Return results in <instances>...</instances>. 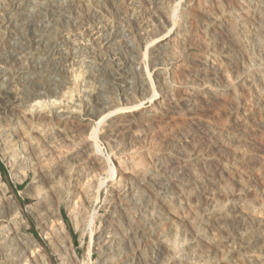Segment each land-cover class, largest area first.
<instances>
[{"label": "rangeland", "instance_id": "1", "mask_svg": "<svg viewBox=\"0 0 264 264\" xmlns=\"http://www.w3.org/2000/svg\"><path fill=\"white\" fill-rule=\"evenodd\" d=\"M38 36L66 76L49 74L52 97L36 75L18 85L49 60ZM14 57L0 64V92L23 94L13 115L0 106V264L31 261L26 238L47 264H264V0H0V62Z\"/></svg>", "mask_w": 264, "mask_h": 264}, {"label": "bare ground", "instance_id": "2", "mask_svg": "<svg viewBox=\"0 0 264 264\" xmlns=\"http://www.w3.org/2000/svg\"><path fill=\"white\" fill-rule=\"evenodd\" d=\"M53 1V0H52ZM97 1V0H96ZM258 1V0H257ZM88 2V1H87ZM46 3V2H45ZM50 3V2H49ZM169 4V3H168ZM28 5V4H27ZM152 5V4H151ZM21 6V5H20ZM50 6V5H49ZM129 6V5H128ZM154 6H155V4H154ZM252 6V5H251ZM26 7V6H25ZM127 7V6H126ZM17 9H18V7H17ZM46 9H47V7H46ZM118 9V8H117ZM19 10V9H18ZM28 10V9H27ZM115 9H113V11H114ZM117 11V10H116ZM130 11V10H129ZM134 12V11H133ZM118 12H116V14H117ZM26 14V13H25ZM196 14V13H195ZM19 15V14H18ZM27 15V14H26ZM15 16V15H14ZM20 17V16H19ZM30 18V17H29ZM168 18V17H167ZM141 19V18H140ZM204 19V18H203ZM26 20H28V19H26ZM139 20V19H138ZM145 20V19H144ZM144 20H142V22L144 23V25H146V22H144ZM162 20V19H161ZM160 20V21H161ZM214 20V19H213ZM15 19H14V17L13 16H11V17H9L8 18V20L5 22V28H6V30L8 31V32H11L13 29H14V23H15ZM257 22V21H256ZM203 24V23H202ZM146 27V26H145ZM205 27V26H204ZM196 29V28H195ZM139 30V29H138ZM98 33L99 32H96V33H94L93 34V36L95 37V40H99V37H96L97 35H98ZM9 35H12V34H10V33H8ZM8 35V36H9ZM92 35V34H91ZM213 36V35H212ZM38 37H41V36H38ZM92 37V36H91ZM114 37V36H113ZM8 38V37H7ZM215 38V37H214ZM94 39V38H93ZM106 39H108V37L106 38ZM111 39V38H110ZM140 39H142V38H140ZM249 39V38H248ZM197 40V39H196ZM109 42V41H108ZM107 42V43H108ZM252 42V41H251ZM3 43V42H2ZM110 44H112V43H110ZM174 44V43H173ZM253 44V43H252ZM3 45V44H2ZM8 45V44H7ZM223 46V45H222ZM7 47V46H6ZM29 47H30V49H31V52H34V54H43V55H45V54H47V55H49V54H53L54 53V45L53 44H50V42L48 43V42H43V39H42V37L41 38H39V39H37V40H35L34 42H31V45H29ZM168 47V46H167ZM13 49V48H12ZM18 49V48H17ZM16 49V50H17ZM158 50H154V52H157ZM8 53V52H7ZM13 53V52H12ZM19 53V52H18ZM255 53V52H254ZM11 54V53H10ZM20 57V56H19ZM17 58V57H16ZM38 58H40V55H39V57ZM43 58V57H42ZM50 58V55H49V57H48V59ZM2 59V58H1ZM37 59V58H36ZM44 59V58H43ZM50 59H52V58H50ZM48 60V62H46L43 66L42 65H32V66H30L29 67V69H27V70H25L23 73L21 72V73H19L18 74V76H17V80H18V85L20 86V87H24L25 85H26V79H27V75H26V73H30L31 75H36L35 76V81H36V83H35V85H37L38 86V88L39 89H41V90H44V91H48L49 92V94H47V95H49V96H54V95H56L57 94V92H54L55 90H54V87L51 85V82L49 81V79H48V76H50L49 74L51 73V74H58V84H60V86H63V84H66L67 82H66V76L65 75H63L62 73H65V72H60V71H58V69L56 68V66H55V62H54V64H50V63H52L53 61L52 60ZM18 60V59H17ZM17 60H15V57L13 58V59H11V60H9V61H6V62H3V61H1L0 62V64H4V65H6L7 63H11V62H13V63H15V61H17ZM47 60V59H46ZM55 60H57V59H55ZM38 61V60H37ZM191 61V60H190ZM248 61V60H247ZM39 62V61H38ZM68 62L70 63V65H75L76 64V62H75V60L73 59V58H70L69 60H68ZM250 62V61H249ZM170 64V63H169ZM159 65V64H158ZM228 65V64H227ZM61 66V65H60ZM76 66H77V64H76ZM84 66V65H83ZM226 66V65H225ZM67 69V68H66ZM66 69H64L63 68V71L64 70H66ZM74 69V68H73ZM174 69V68H173ZM241 70V69H240ZM157 71V70H156ZM43 72H45V74L43 73ZM70 72V71H69ZM160 72V71H159ZM231 74V73H230ZM33 77V76H32ZM79 77V76H78ZM52 78V77H51ZM34 79V78H33ZM45 79H47V80H45ZM133 79V78H132ZM187 79V78H186ZM70 80V79H69ZM130 80V79H129ZM128 80H126V81H120V80H117L116 81V83H115V85L117 86V90H118V92H120L121 94H123V95H125L126 97H128V96H130L131 95V93H129L131 90L130 89H132V87L130 86V83H131V80H130V82L128 81ZM176 81V80H175ZM174 81V82H175ZM84 82V81H83ZM88 82V81H87ZM204 82H206V81H204ZM204 82H202V83H204ZM209 82V81H208ZM140 83H141V81H140ZM54 85V84H53ZM141 85V84H140ZM70 86V85H69ZM142 86V85H141ZM26 87V86H25ZM14 86L13 85H11V84H9L8 85V87L3 91V92H0V106L2 107V109H3V111L5 112V114H12L13 115V113H16L17 111H16V108L18 109V107H20V105H21V97H23V94L22 95H20L21 94V92H18V91H14ZM36 88V87H35ZM34 88V89H35ZM57 87H55V89H56ZM60 88V87H59ZM63 88H65V87H63ZM62 88V89H63ZM77 88V87H76ZM25 89V88H24ZM58 89V88H57ZM90 89V88H89ZM17 90V89H16ZM59 90V89H58ZM213 90V89H212ZM37 91V90H36ZM35 91V93H34V95H33V98L34 99H36V98H42V95H44L45 96V93H39L40 92V90H38L37 92ZM51 91V92H50ZM53 91V92H52ZM72 91V90H71ZM25 92V91H24ZM133 92H136V91H133ZM28 93V92H27ZM26 94V93H25ZM135 94V93H134ZM140 94V93H139ZM100 94L97 92V93H95V94H92L91 95V97H90V94H88V97L90 98V99H94V102H97L98 104H99V100H100ZM25 97V96H24ZM50 97V98H51ZM26 98V97H25ZM139 98V97H138ZM171 98V97H170ZM32 99V98H31ZM52 100V99H51ZM60 100V99H59ZM67 100V99H66ZM107 100V99H106ZM27 103H28V101H26ZM135 102H137V101H135ZM113 103V102H112ZM34 104V103H33ZM62 104V103H61ZM90 104V103H89ZM88 104V105H89ZM141 103H139V105H140ZM181 104V103H180ZM183 104V103H182ZM35 105V104H34ZM94 104H91V105H89L90 107L88 108V110L87 111H90V112H92L93 110H94V107H92ZM115 105V104H114ZM114 105L113 104H108V106H103V108H102V110H100V115L102 116V114L103 113H105V112H108V111H110V110H115L114 109ZM25 107V106H24ZM98 107V106H97ZM76 108V107H75ZM53 110V109H52ZM18 111H19V109H18ZM41 111V110H40ZM61 111V110H60ZM72 111V110H71ZM89 112H87V114H88ZM110 113V112H109ZM147 113V112H146ZM61 114V113H60ZM79 114V113H78ZM41 115V114H40ZM78 116V115H77ZM131 118V117H130ZM140 118V117H139ZM128 119V118H127ZM141 119V118H140ZM17 120V119H16ZM18 121V120H17ZM72 121V120H71ZM104 121V120H103ZM243 121V120H242ZM69 122V121H68ZM57 123V122H56ZM154 123V122H153ZM3 125V124H2ZM76 125V124H75ZM23 126V125H22ZM61 126H62V124H61ZM90 126V125H89ZM145 126V125H144ZM26 127V126H25ZM64 127V126H63ZM108 131V130H107ZM145 133V132H144ZM60 136V135H59ZM66 136V135H65ZM61 137V136H60ZM59 137V138H60ZM70 137V136H69ZM82 137V136H81ZM145 137V136H144ZM23 139V138H22ZM35 139V138H34ZM47 139V138H46ZM150 139V138H149ZM33 141V140H32ZM145 141V140H144ZM61 142V141H60ZM36 144H37V142H35ZM39 144V143H38ZM148 145V144H147ZM11 147V146H10ZM30 147V146H29ZM8 149V148H7ZM17 150V149H16ZM81 152H83V153H86V152H88V149L86 148V146H84V147H82V150H81ZM15 154V153H14ZM29 155V154H28ZM32 157V156H31ZM31 159V158H30ZM33 159V158H32ZM10 160L13 162V165H16L17 167H19V164H18V160L13 156V154H12V156H10ZM93 161V160H92ZM73 162H75V161H73ZM84 164V163H83ZM98 164V163H97ZM63 166V165H62ZM60 167V166H59ZM117 167V166H116ZM63 168V167H62ZM82 168V167H81ZM64 170V169H63ZM117 170V169H116ZM120 170V169H119ZM119 172V171H118ZM120 173V172H119ZM96 174V173H95ZM16 176L17 177H20L21 178V175H20V172H17L16 173ZM120 176V175H119ZM112 183H113V181H112ZM66 187V186H65ZM0 190H2V192H3V194H4V192H6V187L5 186H3V185H1V183H0ZM30 195V194H29ZM234 200V199H233ZM9 201V200H8ZM10 202V201H9ZM229 202V201H228ZM60 203V202H59ZM75 203V202H74ZM10 205H9V207H10V215L12 216V217H16V218H18L19 216H18V213H17V208H16V206L14 205V203L13 202H10L9 203ZM79 204V203H78ZM87 207V206H86ZM74 212V211H73ZM72 212V213H73ZM203 212V211H202ZM74 215V214H73ZM51 216V215H50ZM79 216V215H78ZM3 217V216H2ZM74 217V216H73ZM77 217V216H76ZM53 222V221H52ZM54 225V224H53ZM56 225V224H55ZM45 226H46V224H45ZM57 227H58V223H57ZM56 227V228H57ZM51 228V227H50ZM60 228V227H59ZM53 229V228H52ZM58 229V228H57ZM51 230V229H50ZM53 230H55V229H53ZM45 231V230H44ZM43 231V232H44ZM137 231V230H136ZM61 234H62V236L64 237V229L61 227L60 228V231H59ZM46 233V232H45ZM49 233V232H48ZM50 233H52L53 234V231H51ZM56 233H57V230H56ZM51 234V235H52ZM138 234V233H137ZM47 235H49V234H47ZM51 235H49V236H51ZM59 235V234H58ZM135 235L136 234H134V237H135ZM227 236V235H226ZM47 237V236H46ZM53 237V236H52ZM54 237H55V235H54ZM100 237H102V236H99L98 237V239H100ZM51 238V237H50ZM60 238V237H59ZM21 239L23 240L24 238L21 236ZM26 239H28V241L30 242V244H31V246L33 247V248H35L34 249V251L31 253L32 254V256L30 257V259H31V261H29V257L27 258V259H22L21 258V261H19V263L18 264H47V262H46V260H45V258L40 254V250L38 249V246H36L32 241H31V239L30 238H26ZM53 239V238H52ZM97 239V240H98ZM104 241V240H103ZM109 242V241H108ZM229 242V241H228ZM263 242V241H262ZM60 244H61V242H59ZM63 243V242H62ZM97 243V242H96ZM99 243H101V241L100 242H98V244L97 245H99ZM106 243V242H105ZM230 243V242H229ZM54 244H56V243H54ZM103 244H104V242H103ZM58 245V244H57ZM63 245V244H62ZM102 245V244H101ZM56 246V245H55ZM60 246V245H59ZM58 246V247H59ZM100 246V245H99ZM111 246V245H110ZM62 247V246H61ZM98 247V246H97ZM101 247V246H100ZM105 247V246H104ZM56 248H57V246H56ZM60 248V247H59ZM63 248V247H62ZM61 248V249H62ZM101 249V248H100ZM59 250V249H58ZM238 250V249H237ZM5 251V250H4ZM10 251V250H9ZM61 251V250H60ZM64 251H66V250H64ZM66 254H67V252H66ZM70 254V257H68L69 258V260H70V262L72 263V260H74V257H75V254H74V252H70L69 253ZM63 255L65 256V254L63 253ZM1 256V255H0ZM61 256H62V254H61ZM14 257H16V255H15V250H14V252L13 251H10V253L8 252V249H6V258L7 259H10L11 258V260L12 261H15V259L16 258H14ZM34 259V260H33ZM64 259H66V257H64L63 258V260ZM152 259V258H151ZM161 258H159V260H160ZM163 259V258H162ZM158 260V261H159ZM67 261H68V259H67ZM65 262V261H64ZM69 262V261H68ZM68 262H65L64 264H70V263H68ZM163 262V261H162ZM170 262V261H169ZM159 264V263H158Z\"/></svg>", "mask_w": 264, "mask_h": 264}, {"label": "trees", "instance_id": "3", "mask_svg": "<svg viewBox=\"0 0 264 264\" xmlns=\"http://www.w3.org/2000/svg\"><path fill=\"white\" fill-rule=\"evenodd\" d=\"M0 171H1L2 173H5L4 168H3V165L1 164V162H0Z\"/></svg>", "mask_w": 264, "mask_h": 264}, {"label": "built area", "instance_id": "4", "mask_svg": "<svg viewBox=\"0 0 264 264\" xmlns=\"http://www.w3.org/2000/svg\"><path fill=\"white\" fill-rule=\"evenodd\" d=\"M0 183H1V180H0ZM2 185V184H1ZM4 186V185H3Z\"/></svg>", "mask_w": 264, "mask_h": 264}]
</instances>
